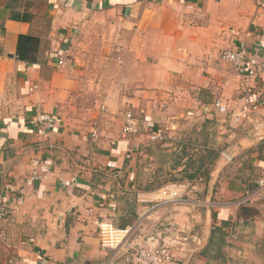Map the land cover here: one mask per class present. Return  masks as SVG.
I'll return each mask as SVG.
<instances>
[{"label":"crops","instance_id":"crops-1","mask_svg":"<svg viewBox=\"0 0 264 264\" xmlns=\"http://www.w3.org/2000/svg\"><path fill=\"white\" fill-rule=\"evenodd\" d=\"M256 1L0 0V196L10 209L0 264H98L110 256L102 220L144 235L170 225L196 235L190 251L176 249L178 264H264V105L242 114L243 78L220 58L241 39L264 60ZM24 34L41 40L36 63L18 56ZM101 63L106 70L95 71ZM245 85L252 100L264 97V73ZM88 89L105 96L97 110L76 103ZM215 99L226 122L208 108ZM134 110L162 142L144 121L122 132ZM39 111L56 118L45 136ZM34 159L50 172L27 182ZM210 159L205 182L189 177ZM191 181L203 200L152 208L163 186Z\"/></svg>","mask_w":264,"mask_h":264},{"label":"built area","instance_id":"built-area-1","mask_svg":"<svg viewBox=\"0 0 264 264\" xmlns=\"http://www.w3.org/2000/svg\"><path fill=\"white\" fill-rule=\"evenodd\" d=\"M257 5L264 8V0H257ZM239 35L238 32H236ZM256 55L250 50L247 43L241 39L232 49L224 50L220 54V58L234 68L236 73L243 78L244 88L246 93V106L242 110L244 116H250L251 112L256 111L264 105V97L259 101H254L250 98V94L246 89V81L258 77L264 73V60L257 61ZM62 62V61H60ZM208 108L210 112L221 114L223 122L227 121L229 111L220 99L213 100ZM232 115V114H231ZM35 121L41 128V134L47 135L55 124L56 118L53 114L39 111L35 116ZM141 129V120L132 111H127L124 114V122L122 132L124 134H134ZM150 138L162 142L164 136L161 131L151 130ZM223 156L231 160L227 152H222ZM40 161L34 159L31 162L30 172L27 176V182L42 180L50 172V166L46 165L43 169H39ZM195 183L180 182L178 184H168L160 189L162 201L156 202L152 208L157 209L160 203L174 201L184 203L188 199L185 195H189L191 188H195ZM259 187H264V176L257 179ZM191 187V188H190ZM18 201L22 202L23 197L19 196ZM8 206L4 199L0 196V219L6 217L9 212ZM91 211V210H90ZM91 214V213H90ZM0 238H4V233L0 231ZM99 240L101 246L109 250L110 256L98 264H178L179 259L176 257V249L190 251V246L193 242L200 243V239L196 235H190L185 230H177L172 225L158 229L152 233L142 234L136 231L135 226H126L120 228L113 222L102 220L99 223Z\"/></svg>","mask_w":264,"mask_h":264},{"label":"rangeland","instance_id":"rangeland-1","mask_svg":"<svg viewBox=\"0 0 264 264\" xmlns=\"http://www.w3.org/2000/svg\"><path fill=\"white\" fill-rule=\"evenodd\" d=\"M100 51H102V50H100ZM106 63L104 64V63H101L99 66H101V67H99V68H96L95 69V71L97 70V69H103V70H106ZM118 66H120V64L118 63V64H111V65H108V67H107V70H111V71H114ZM97 67H98V64H97ZM105 74V73H104ZM121 76L122 77H120L119 78V76H118V82H119V84H120V82H122L121 80H123L124 81V79H123V74L121 73ZM107 80H105V79H102L101 77H99V79H97L96 80V82L97 83H100V82H106ZM93 82V81H92ZM110 83V80H108L107 81V84H109ZM90 84V83H89ZM123 84H125L124 82H123ZM89 88H90V85H89ZM122 89H123V86H122ZM92 89H88V91H85L86 93H85V95H80V96H78V98L76 99V103L78 104V105H80L81 107H82V110L83 109H86V106L87 105H89V103H90V105L93 107V109H95V110H97L99 107H100V105L104 102V100H105V96L104 95H100L99 93H97V94H89L88 92L89 91H91ZM150 98H149V100L151 99V98H153V97H151V96H149ZM213 97H215V96H213ZM150 105H151V107H150ZM150 105H148L147 106V104L145 103V111H146V109H147V107H150L151 108V110H153V109H155L154 107L157 105V108L160 106V104L159 103H151ZM102 106V105H101ZM134 112L136 113V115L138 116V117H140V118H142V120L141 121H144V122H146L147 123V119H146V117H142V116H140V111H138V112H136L135 110H134ZM144 114H145V112H144ZM143 114V115H144ZM73 117H75V118H77V119H79V118H82L81 117V114L79 113V112H76V113H74L73 114ZM145 123V124H146ZM143 124V127H144V123H142ZM152 126H148V123H147V126H145V128H148V130L149 131H151L152 130V128H151ZM187 130H190L189 128H186L185 129V131L187 132ZM166 133V135H167V133H168V131H165ZM185 132V133H186ZM169 135V134H168ZM201 136H204L203 134H202V130H200L199 131V133H197V139H195L194 141H199V138L201 139ZM200 143V142H199ZM196 164V163H195ZM202 182H205V181H202ZM195 184H196V182H194ZM201 183V182H200ZM190 184H193V181H191L190 182ZM191 188V187H190ZM204 188L201 186V188H197L196 187V189L195 188H191V191L192 192H190L189 193V195H185V197L189 200V199H192V200H203L204 198H205V196H206V193L204 192ZM205 195V196H204Z\"/></svg>","mask_w":264,"mask_h":264},{"label":"trees","instance_id":"trees-1","mask_svg":"<svg viewBox=\"0 0 264 264\" xmlns=\"http://www.w3.org/2000/svg\"><path fill=\"white\" fill-rule=\"evenodd\" d=\"M40 38L37 36L31 35V34H24L20 35L19 42H18V48L17 53L20 59L28 62V63H36V52L40 45ZM213 160L210 159L204 172H202L198 177L197 174H192L189 177H194L197 180H200V182L205 181L208 179L210 175V164H212ZM197 177V178H196Z\"/></svg>","mask_w":264,"mask_h":264}]
</instances>
